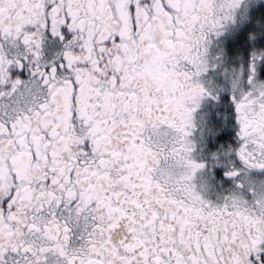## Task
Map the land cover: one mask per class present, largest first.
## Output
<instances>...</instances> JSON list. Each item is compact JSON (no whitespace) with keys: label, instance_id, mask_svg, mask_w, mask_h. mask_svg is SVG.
I'll use <instances>...</instances> for the list:
<instances>
[{"label":"snow or ice","instance_id":"snow-or-ice-1","mask_svg":"<svg viewBox=\"0 0 264 264\" xmlns=\"http://www.w3.org/2000/svg\"><path fill=\"white\" fill-rule=\"evenodd\" d=\"M0 264H264V0H0Z\"/></svg>","mask_w":264,"mask_h":264}]
</instances>
